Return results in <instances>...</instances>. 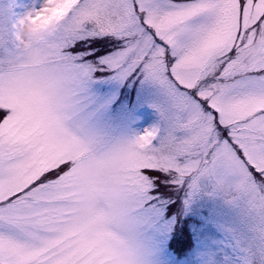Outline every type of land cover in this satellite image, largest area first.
<instances>
[{"label":"snow or ice","instance_id":"snow-or-ice-1","mask_svg":"<svg viewBox=\"0 0 264 264\" xmlns=\"http://www.w3.org/2000/svg\"><path fill=\"white\" fill-rule=\"evenodd\" d=\"M0 264H264V0H0Z\"/></svg>","mask_w":264,"mask_h":264}]
</instances>
